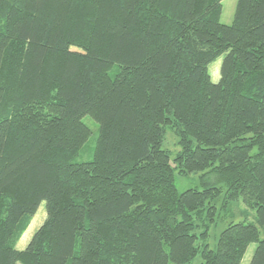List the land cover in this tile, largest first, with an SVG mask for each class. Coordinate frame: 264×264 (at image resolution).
Wrapping results in <instances>:
<instances>
[{"label": "trees", "instance_id": "1", "mask_svg": "<svg viewBox=\"0 0 264 264\" xmlns=\"http://www.w3.org/2000/svg\"><path fill=\"white\" fill-rule=\"evenodd\" d=\"M223 1L0 0V264H241L251 244L264 264V0H238L229 26ZM85 116L99 137L77 163ZM198 173L259 227L231 223L212 249L223 190L176 188Z\"/></svg>", "mask_w": 264, "mask_h": 264}, {"label": "rangeland", "instance_id": "2", "mask_svg": "<svg viewBox=\"0 0 264 264\" xmlns=\"http://www.w3.org/2000/svg\"><path fill=\"white\" fill-rule=\"evenodd\" d=\"M238 0H224L222 2L223 11L221 15L220 22L223 25H232L234 21L235 11L237 7ZM224 56L218 58L209 66V73L213 83H218L220 80V70L223 62ZM83 122L91 130L92 134L88 142L84 145L83 149L80 151L79 155L75 158V162H89L93 159L94 149L99 137L100 127L99 124L90 116H85ZM164 149L168 150L171 153V156L174 158L179 152V147L177 145V137L172 130L167 131L166 140L164 143ZM202 173L192 174L189 176H181L176 174V188L179 193H183L189 189H204L206 186L215 184L223 190V194L219 197L214 205L218 208V218L216 225L212 228L210 234L209 244L212 249L215 248L218 237L220 233L226 229L231 223H245L253 224L259 227L258 218L256 211L249 208L243 201L242 198L239 200L233 201L229 204L227 209H223L224 196L226 188L222 184L215 183L211 178L206 177L205 181L207 182L204 185L202 179ZM47 218L46 203L43 202L39 207L36 215L32 218L31 223L27 231L22 236L21 240L17 244V249L24 250L27 245L30 243L31 239L41 227L44 220ZM263 237V236H262ZM257 244H251L247 250V253L241 264H250L254 252L256 250ZM202 257L201 254L192 262V264H201Z\"/></svg>", "mask_w": 264, "mask_h": 264}, {"label": "bare ground", "instance_id": "3", "mask_svg": "<svg viewBox=\"0 0 264 264\" xmlns=\"http://www.w3.org/2000/svg\"><path fill=\"white\" fill-rule=\"evenodd\" d=\"M223 11V10H222ZM90 132H91V130H90ZM91 134H92V132H91ZM91 136V135H90Z\"/></svg>", "mask_w": 264, "mask_h": 264}]
</instances>
